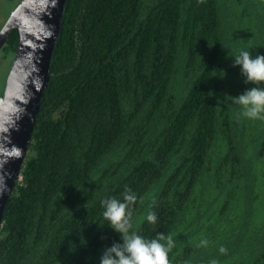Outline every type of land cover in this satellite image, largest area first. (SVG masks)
I'll list each match as a JSON object with an SVG mask.
<instances>
[{
	"label": "trees",
	"instance_id": "1",
	"mask_svg": "<svg viewBox=\"0 0 264 264\" xmlns=\"http://www.w3.org/2000/svg\"><path fill=\"white\" fill-rule=\"evenodd\" d=\"M240 50L264 55V0H68L0 264H99L119 242L101 201L126 186L169 264H264V119L233 102L254 86Z\"/></svg>",
	"mask_w": 264,
	"mask_h": 264
},
{
	"label": "water",
	"instance_id": "2",
	"mask_svg": "<svg viewBox=\"0 0 264 264\" xmlns=\"http://www.w3.org/2000/svg\"><path fill=\"white\" fill-rule=\"evenodd\" d=\"M68 0H22L0 32V50L11 33L19 44L0 100V232L7 205L22 180Z\"/></svg>",
	"mask_w": 264,
	"mask_h": 264
},
{
	"label": "clouds",
	"instance_id": "3",
	"mask_svg": "<svg viewBox=\"0 0 264 264\" xmlns=\"http://www.w3.org/2000/svg\"><path fill=\"white\" fill-rule=\"evenodd\" d=\"M234 67L240 69L248 87L233 102L242 108V115L249 120L264 119V55L252 56L248 50H240L233 59ZM203 63V62H202ZM137 202V195L125 187L123 198H107L101 201L103 219L107 226L119 235V242H114L103 250L99 264H169V253L174 248V241L167 238L166 245L161 243L165 239L163 233H158L153 239H146L133 230V206ZM157 215L149 212L146 220L149 224H156ZM206 239L201 240L198 247L207 246ZM221 254L227 249L221 246ZM217 264V261H211Z\"/></svg>",
	"mask_w": 264,
	"mask_h": 264
},
{
	"label": "flooded vegetation",
	"instance_id": "4",
	"mask_svg": "<svg viewBox=\"0 0 264 264\" xmlns=\"http://www.w3.org/2000/svg\"><path fill=\"white\" fill-rule=\"evenodd\" d=\"M7 1H12V0H0V32L3 30L4 26L6 25L8 19H9V17H10V14H9V16H8V18H7L6 20L1 18V10H2V6H4V5L7 3ZM21 2H22V0H19L18 4L16 5V9H17V7L20 5ZM16 9H15V10H16ZM5 45H6V44H5ZM5 45H4V46H5ZM4 48H5V47H3V48L0 50V56L2 55V61H3V64L9 63V65H11V67H10V69H9L8 74L5 76V78H2V79L0 80V84H1V82L3 81V83H2V85H3V89H2V87L0 86V100H1V97L4 95V92H5V89H6V84H7V79H8V76H9L10 70H11V68H12V65H13V62H14V59H15V54H16V52H15V54H14L13 57H10V58H8V59H5L4 54H3ZM0 65H1V62H0Z\"/></svg>",
	"mask_w": 264,
	"mask_h": 264
},
{
	"label": "rangeland",
	"instance_id": "5",
	"mask_svg": "<svg viewBox=\"0 0 264 264\" xmlns=\"http://www.w3.org/2000/svg\"><path fill=\"white\" fill-rule=\"evenodd\" d=\"M18 2L19 0L7 1V3L4 6H2L1 18L6 20L9 14L11 15L15 11ZM0 62H1L0 65V80H1L2 78H5V76L8 74L11 65H9V63L3 64L2 55L0 56ZM2 83L3 81L1 82L0 86L3 89Z\"/></svg>",
	"mask_w": 264,
	"mask_h": 264
}]
</instances>
